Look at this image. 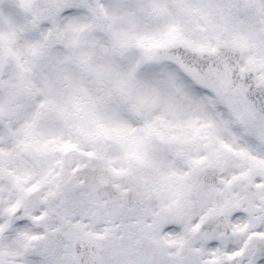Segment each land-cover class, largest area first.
<instances>
[{"label":"snow or ice","instance_id":"obj_1","mask_svg":"<svg viewBox=\"0 0 264 264\" xmlns=\"http://www.w3.org/2000/svg\"><path fill=\"white\" fill-rule=\"evenodd\" d=\"M0 264H264V0H0Z\"/></svg>","mask_w":264,"mask_h":264}]
</instances>
